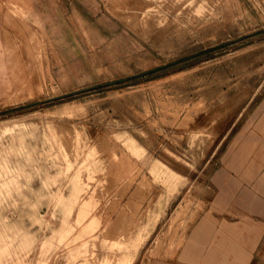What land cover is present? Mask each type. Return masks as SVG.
Listing matches in <instances>:
<instances>
[{
  "label": "rangeland",
  "instance_id": "374dc122",
  "mask_svg": "<svg viewBox=\"0 0 264 264\" xmlns=\"http://www.w3.org/2000/svg\"><path fill=\"white\" fill-rule=\"evenodd\" d=\"M264 109V0H0V264H172Z\"/></svg>",
  "mask_w": 264,
  "mask_h": 264
},
{
  "label": "crops",
  "instance_id": "0c3cea01",
  "mask_svg": "<svg viewBox=\"0 0 264 264\" xmlns=\"http://www.w3.org/2000/svg\"><path fill=\"white\" fill-rule=\"evenodd\" d=\"M260 117L220 159L172 264H264V109Z\"/></svg>",
  "mask_w": 264,
  "mask_h": 264
}]
</instances>
